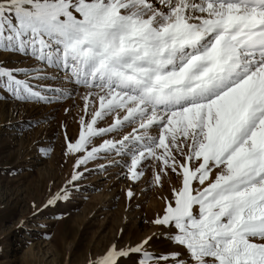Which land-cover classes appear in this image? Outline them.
<instances>
[{
	"label": "snow or ice",
	"instance_id": "1",
	"mask_svg": "<svg viewBox=\"0 0 264 264\" xmlns=\"http://www.w3.org/2000/svg\"><path fill=\"white\" fill-rule=\"evenodd\" d=\"M0 100L73 101V171L45 207L90 165L161 190L156 230L88 264H264V0H0Z\"/></svg>",
	"mask_w": 264,
	"mask_h": 264
},
{
	"label": "rangeland",
	"instance_id": "2",
	"mask_svg": "<svg viewBox=\"0 0 264 264\" xmlns=\"http://www.w3.org/2000/svg\"><path fill=\"white\" fill-rule=\"evenodd\" d=\"M72 103L34 110L0 100V264H88L121 229L124 240L133 242L156 230L150 221L162 212L161 190L145 183L147 177L135 185L118 178L116 167L104 172L90 165L78 192L45 207L73 171L62 154L58 128L65 121L69 133L76 134L77 126L63 111ZM36 111L48 122L22 131L20 122ZM39 148L51 151L42 155ZM128 187L135 193L131 200ZM163 194L168 195L167 184ZM157 247H166V241H157Z\"/></svg>",
	"mask_w": 264,
	"mask_h": 264
}]
</instances>
